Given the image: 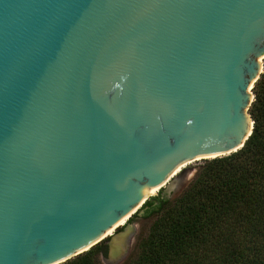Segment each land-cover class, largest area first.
<instances>
[{
    "label": "water",
    "instance_id": "obj_1",
    "mask_svg": "<svg viewBox=\"0 0 264 264\" xmlns=\"http://www.w3.org/2000/svg\"><path fill=\"white\" fill-rule=\"evenodd\" d=\"M263 71L264 0H0V264L80 255L241 149Z\"/></svg>",
    "mask_w": 264,
    "mask_h": 264
},
{
    "label": "trees",
    "instance_id": "obj_2",
    "mask_svg": "<svg viewBox=\"0 0 264 264\" xmlns=\"http://www.w3.org/2000/svg\"><path fill=\"white\" fill-rule=\"evenodd\" d=\"M250 107L245 145L205 159L179 196L158 194L143 206L153 220L132 264H264V71ZM97 244L61 264H99Z\"/></svg>",
    "mask_w": 264,
    "mask_h": 264
},
{
    "label": "rangeland",
    "instance_id": "obj_3",
    "mask_svg": "<svg viewBox=\"0 0 264 264\" xmlns=\"http://www.w3.org/2000/svg\"><path fill=\"white\" fill-rule=\"evenodd\" d=\"M204 163L205 159H201L187 164L161 187L156 195L160 194L169 199L179 196ZM144 214L145 210L142 207L130 217L126 224L120 226L113 235L107 236L98 243H103L107 248L106 253L99 254V264H132L134 262L139 252V241L148 234L150 226L155 219L154 216L144 217Z\"/></svg>",
    "mask_w": 264,
    "mask_h": 264
},
{
    "label": "bare ground",
    "instance_id": "obj_4",
    "mask_svg": "<svg viewBox=\"0 0 264 264\" xmlns=\"http://www.w3.org/2000/svg\"><path fill=\"white\" fill-rule=\"evenodd\" d=\"M193 161H196V160H190V161H188V162H185V163H183V164H181L170 176H169V178L167 179V182L173 177V176H175L176 174H178V172L179 171H181L182 170V168L183 167H185L187 164H189V163H191V162H193ZM160 190V186L159 187H155V188H153L152 189V191H151V194L152 195H156L157 194V192ZM140 206V205H139ZM138 208V207H137ZM136 208V209H137ZM136 209H134L132 212H131V214L129 215V216H127L125 219H123L120 223H118L116 226H114L111 230H109L104 236H110V235H113V233L114 232H116V230L120 227V226H122V225H124V224H126L127 223V221L130 219V217L132 216V213L134 212V211H136ZM138 211V210H137Z\"/></svg>",
    "mask_w": 264,
    "mask_h": 264
}]
</instances>
